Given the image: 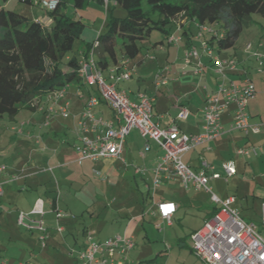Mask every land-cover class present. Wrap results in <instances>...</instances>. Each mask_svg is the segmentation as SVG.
I'll return each mask as SVG.
<instances>
[{"label":"crops","instance_id":"0c3cea01","mask_svg":"<svg viewBox=\"0 0 264 264\" xmlns=\"http://www.w3.org/2000/svg\"><path fill=\"white\" fill-rule=\"evenodd\" d=\"M67 2H70V0ZM112 3L114 4V1H112ZM104 5L98 4L95 0H88L83 10L73 8V14L71 12L68 13L69 11H67V9L69 8L65 5L64 9L66 13L74 16L77 13V17L80 18L82 22L85 21L82 31L84 37L82 39V47L77 51V54L83 50L84 43L92 41L99 33L100 28L98 29V27L95 28L94 26L101 16V26L104 24L106 19V5ZM84 15H86V17ZM176 23L180 24L179 29H176ZM176 23L173 25L171 33L177 34L180 39L171 43L167 41V35L155 37L154 39H151V36H149V39L142 41L144 51L139 53V57L128 60L127 65L133 68L132 76L128 80L131 81V79H134L136 83V88L129 91L133 94V97H128L132 100H138V92H146L154 96V101L152 103L153 118L160 122L159 125H161V127L169 126L175 122V124L186 133H198L201 131L203 123L202 108L205 94L215 89L216 86V77L212 62L209 56L200 48L202 40H207V38H209V36L206 37L203 32L209 31L205 30L199 33L198 23L186 21L185 18L179 16L177 17ZM192 23L198 25V29L195 31L192 29ZM205 25L211 27L214 32L217 31L218 24L206 23ZM154 41L158 43L153 45ZM250 44L251 49L249 50L246 49V44L244 45L245 48L243 47L239 52L238 50H234L233 55L227 54L225 57L220 58H232L237 62L235 69L228 70V80L238 84H243L248 81L254 84L256 94L255 97L249 101L247 110L250 122L261 124L260 131L258 133H245L241 130L232 128L234 104L230 103L221 113L222 132L209 141L193 149H189L182 155V160L192 169H197L200 158H205L213 165L214 171L220 174H223L222 163L228 160L232 161L236 172L232 174V176H229L227 180L230 178H237L238 168H246L252 159H255L257 163H262L264 161V106L261 108L259 100H255L259 93L264 96V71L259 70L261 64L253 54L254 51H260L258 49H252V43ZM258 45L262 46L263 44L259 41ZM192 47H197L200 51L199 58L195 59V62L197 60L199 61L202 68L199 74H193L191 67H185L183 64L184 53ZM230 48L231 47L228 49ZM262 53H264V51ZM144 57H147L149 60L144 61ZM108 65L110 66L112 64ZM163 68H167L166 71L169 81L165 85L156 88L153 83L155 74ZM258 89L260 91H258ZM67 92L58 99L57 103L67 101L70 103V110L72 109L76 112L79 108L72 107L74 102L73 97L82 100L84 105L88 96L94 91L92 87L82 84L79 87L76 85H68ZM66 94H68L67 97ZM72 95L73 97H71ZM46 101H48V99L43 97L40 102L37 103L35 110H31L34 113L33 116H30L25 122L22 121V125L18 128L12 126L13 129H17V133L23 134V139H18V144L21 146H13V150L9 152L11 161L0 163V165L5 166L4 169L0 171V183L2 184V193L0 194V264H23L21 260L14 259L13 256L11 257V255L19 253V249L15 247L18 242L17 235L10 231L3 235L1 228L11 220L14 227H22L17 223L18 212L20 210L30 212L38 198H41L43 213H34L32 217L42 219L44 231L40 232L39 230L26 229L28 233H36L38 245L40 247L37 253L31 252L27 262L29 264H38V262H41L43 259L42 255L48 258H55L58 255L64 254L68 257L69 264H76L77 258L75 253H71V249H82L85 243L82 240L79 241V234H82L85 240H88L92 232L87 226L77 221L75 215L67 211L65 212L59 207L63 186L68 185V187H75L79 179L85 176L104 180L107 177L113 176L114 173L121 171L124 174L130 173L134 179L136 177L139 178V180L146 184L147 191L150 194L148 182L151 181V183H153L154 173L152 169L161 157V154H163V151L156 143V147H152L150 140L148 141L150 143V148L141 156L140 152L146 143V139L140 135L137 129H131L125 136L122 144V151H120L121 153L119 156L97 160L80 159L76 148L80 143L75 127L77 121L76 116L72 115L73 117L71 119L68 118L69 116L64 117L63 122L60 123L59 120L58 122H56V120L59 119L60 116L63 118V116L56 113L52 116L53 119L50 123L48 122L45 127L36 125L43 118L47 119V112L45 111L47 105ZM42 103L44 104L42 105ZM181 107L188 108V115L183 119L177 117ZM95 109L98 110L102 116L106 117L104 114V110L106 109L105 105L101 104ZM112 115L113 113L106 118H110ZM32 121L33 123H31ZM52 125H58L59 127H53ZM132 131L136 132L132 134ZM74 138H76V140H74ZM250 147H255L256 154L244 156L236 152L238 148ZM219 158L223 159L220 160ZM136 167H140L144 171L137 172L135 170ZM93 169L100 170L101 176L95 175ZM149 173L151 174V177H149L151 178L150 180L147 177ZM160 176L162 178L160 184L154 190L161 184H167L169 181H177L180 187H183L179 177L173 173H161ZM213 179L217 178H211L210 180ZM252 190L257 196V199L246 211L249 215V217L247 216L249 219L248 221H252V212L255 206H258L256 205L258 201L260 202V215L261 206L264 202V173L263 178L256 183V186ZM50 192L53 194H49ZM169 196H171L170 193ZM228 196H234V194L232 193L231 195H227V197ZM151 197L152 199L150 201L145 200V202H143L141 196L140 202L134 207L133 211L129 214H124V223L122 227L115 230L116 232L113 230L114 234L106 237V239L119 234H129L134 241V230H137L139 224L143 225L142 223L144 221L152 220L156 227L157 224L160 226H172L173 219L177 216L180 205L173 199H164L162 196L155 198L153 193ZM159 200L173 201L176 205V210L171 217L170 225L162 222L156 215L155 201ZM242 202L243 199L241 203ZM239 206L237 207L238 209ZM216 208L217 206H215L213 210L215 211ZM56 212H60L61 216L57 217ZM207 214L204 216L205 219ZM14 231L16 230L14 229ZM42 233L44 234L43 240L40 239Z\"/></svg>","mask_w":264,"mask_h":264},{"label":"built area","instance_id":"2783aa9c","mask_svg":"<svg viewBox=\"0 0 264 264\" xmlns=\"http://www.w3.org/2000/svg\"><path fill=\"white\" fill-rule=\"evenodd\" d=\"M105 5L108 0H104ZM34 4L40 5L47 11H54L59 4V0H33ZM180 24H176L179 29ZM199 25V33L205 30L214 32L211 27L205 24ZM215 33V32H214ZM221 36V34H219ZM179 36L171 33L167 36L168 42H176ZM94 42L90 51L80 55L79 74L86 86L95 87L97 92H93L86 99L83 108L73 113L77 117L76 132L80 139L77 151L80 159L97 160L106 157L119 156L122 151V144L125 136L131 129H137L140 135L146 139V143L141 156L150 148L148 141H154L163 151L161 157L153 167L154 190L161 181V173H173L180 179L182 186L186 190L205 189L209 191L210 199L217 205L213 215L206 219L203 225L190 233L189 242L196 257L205 264H264V236L258 231L253 221H246L239 213L237 207H232L234 196L221 199L211 190L209 180L223 176L225 180L236 172L232 161L222 163L223 174L214 171L213 165L205 158H200L197 169H192L182 160V155L189 149H193L210 139L218 136L222 132L221 113L230 103L234 104L232 116V128L245 133H258L261 128L260 123H251L247 110L248 103L255 97L256 89L252 82L248 81L238 84L228 80V70H233L237 66L235 59L220 58L212 45L207 40H202L200 48L210 58L216 79L215 89L206 92L204 105L202 108V126L198 133H186L177 124L161 127L160 122L154 120L152 103L154 96L146 92H138V100L128 97L125 90L116 87V83L121 80H128L132 76L133 68L127 65V60H119L115 64L103 68L96 62L93 53ZM246 49H251V44L246 45ZM253 54L259 60L261 66L259 70L264 71V53L254 51ZM200 51L197 47L188 49L183 55L184 66H190L193 74L201 72V65L197 60ZM167 68L160 69L154 77V86L158 88L165 85L169 80ZM103 71L107 72V78L103 76ZM67 86H62L50 92L45 97L51 100V104L45 108L49 115L59 113L63 117L70 114V103H57L66 92ZM40 102V101H39ZM38 102V103H39ZM101 104L107 105L113 115L106 118L102 115L93 114V109ZM56 105V107H55ZM188 108L181 107L177 117L186 118ZM47 119L45 124L48 123ZM236 152L240 155L249 156L256 154L255 147L238 148ZM0 165V171L4 169ZM137 172H143L140 167H136ZM95 175L101 176V171L93 169ZM2 184L0 183V194ZM156 215L165 224H171V217L176 210L173 201H155ZM42 214L41 198H38L30 212L20 210L17 215V223L27 230L44 231V224L41 218L32 217V214ZM57 217L61 216L56 212ZM261 224L264 225V202L259 215ZM160 228V225L157 224ZM40 239H44L42 233ZM82 249H71L77 258L76 264H124L126 254L134 246L132 236L129 234H119L107 238L103 242L91 240Z\"/></svg>","mask_w":264,"mask_h":264},{"label":"rangeland","instance_id":"374dc122","mask_svg":"<svg viewBox=\"0 0 264 264\" xmlns=\"http://www.w3.org/2000/svg\"><path fill=\"white\" fill-rule=\"evenodd\" d=\"M60 1H64L66 7L69 8L67 9V11H69L68 13L71 12L73 14V8L83 10V8L74 7L72 1L67 2L68 0H59V2ZM109 2V4H113L111 0ZM3 5L8 9L21 12L30 18L35 17L39 19L42 25L46 27H48L53 20V16L46 9L27 0H6L3 1ZM64 8L65 7H59L55 13L66 12ZM113 13L117 16L125 14L124 10L119 5L114 6ZM77 15L78 14L76 13L75 16ZM84 16L86 17V15ZM101 17L95 23V28L98 27V29H101L103 26H101ZM83 23H85V21ZM217 27L220 28L219 24ZM192 29L195 31L198 29V25L192 23ZM203 34L206 37L210 35L209 32H203ZM150 36L151 39H154L155 37H162L163 34L159 30L154 29ZM238 36L239 37L236 38L230 49L225 48L217 51L216 44L212 45L219 57H225L227 54L233 55L234 50H238L239 52L244 45L248 43H252V49H258L260 51L259 53H262L264 51V17L258 13H252L249 23L242 27ZM83 38L82 35L80 38L74 40L72 49L68 54L73 55L77 53L82 47ZM259 41L263 44L262 46L258 45ZM138 57L139 54L135 59ZM143 60L145 61L149 59L144 57ZM103 76L107 78L106 71H103ZM135 84L134 79H131V81L121 80L116 83V87L120 90H125L128 96L131 97L133 94L129 91L136 88ZM258 91L260 90L258 89ZM67 95L68 94H66V97ZM71 97H73V95ZM73 98L74 102L72 107L79 108V110L82 109L83 101L75 97ZM255 100H259L261 108L264 106V96L261 93L257 95ZM51 103V100L48 99V101H46V107ZM43 104L44 103H42V105ZM73 113H75V111L71 109L68 118L71 119ZM33 114L34 113L31 110L23 108L16 115L15 121L11 120L7 114L0 116V163L11 161L9 152L13 150V146H21L18 144V139H23V134L17 133V129H13L12 126L18 128L22 125V121L25 122L30 116H33ZM93 114L96 116L102 115L96 109H93ZM104 114L106 117H109L112 114V111L107 105ZM52 116L53 115H49L47 119L49 123L53 119ZM43 119L36 125L45 127L47 125L45 124L46 119ZM58 120L61 123L63 122L64 117L62 118L60 116L56 122H58ZM31 123H33V121ZM53 127L59 126L55 125ZM134 132L136 131H132V134ZM74 140H76V138H74ZM150 142L152 147H156L155 142ZM219 159L222 160L223 158ZM243 168L244 167L238 168V175L235 179L230 178L228 179L229 181H225V179L221 177L209 181L212 191L221 199H225L227 195H231L232 193L234 194V201L233 204H231L232 207H238L244 194L253 189L256 186V183L263 178L264 161L262 163H257L255 159H252L246 168ZM147 177H151V174L149 173ZM150 179L151 178H149V180ZM148 183V186H150V194L147 201L152 199L151 194L153 193L155 198L162 196L164 199H173L180 205V209L175 219H173V225L170 227L161 225V228L159 229L155 226V223L152 220L144 221L142 223L143 225L139 224L137 230H134V247L126 254V260L124 263L205 264L190 251L189 236L190 233L203 225L205 219L204 216L213 211L214 207L217 206L210 200L211 193L203 189H191V191H186L183 187H180L177 181H169L167 184H161L153 191L151 181ZM62 190L59 207L63 209V211L75 215L77 221L90 229L92 232L91 236H93L91 237V240L103 242L106 237L113 235L115 230L122 227V224L124 223V214L131 213L134 207L138 205L141 200L142 192L146 193L147 191V186L139 180V178L136 177L134 179L130 173L124 174L121 171H118L114 173L113 176L107 177L104 180L91 176L82 177L79 179V182H77L75 187H68V185H65ZM169 193L171 196H169ZM49 194L52 195L53 193L50 192ZM259 203L260 202L258 201L256 204L258 206H255V209L252 212V221L255 223L257 231L264 236V225L261 224L259 219ZM244 219L246 221L249 220L248 217ZM14 229L16 231H14ZM9 231L17 235L18 242L15 247L19 249V253L11 255V257L13 256L14 259L21 260L23 264H29L27 260H29L31 252L33 251L37 253L40 250L36 233H28L23 227H14L12 220L8 221L7 224H4L3 228H1L3 235L4 233L7 234ZM78 238L79 241L82 240L85 243L84 247L90 243V240H85L82 234H79ZM42 258L43 259L41 262H38V264H69V259L64 254L58 255L55 258H48L47 256L42 255Z\"/></svg>","mask_w":264,"mask_h":264},{"label":"trees","instance_id":"16d2710c","mask_svg":"<svg viewBox=\"0 0 264 264\" xmlns=\"http://www.w3.org/2000/svg\"><path fill=\"white\" fill-rule=\"evenodd\" d=\"M3 1L6 0H0V116L7 114L11 120L23 108L35 110L43 97L62 86L84 84L79 74L80 55L87 54L94 42L97 44L93 55L103 69L119 59L128 62L144 51L142 41L149 39L152 30L170 35L178 16L198 24H219L220 28L207 38L210 45L216 44L217 51L233 46L252 13L264 17V0H111L112 5L108 0L106 19L99 33L83 44L81 52L70 55L68 52L74 40L81 37L84 24L77 16L55 13L59 7H65L64 1L54 11H48L53 16L48 27L35 17L4 7ZM70 1L76 8H84L88 2ZM95 1L105 4L104 0ZM116 5L122 7L124 15L113 13ZM157 43L154 41L153 45ZM148 196V191L142 192V201ZM242 199L238 210L247 218L246 211L257 196L251 189ZM189 249L193 253L191 246Z\"/></svg>","mask_w":264,"mask_h":264}]
</instances>
